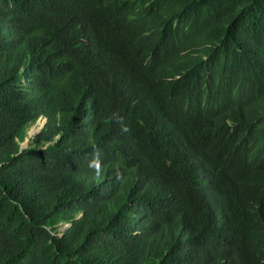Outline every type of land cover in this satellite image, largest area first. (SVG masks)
Listing matches in <instances>:
<instances>
[{"label":"trees","instance_id":"trees-1","mask_svg":"<svg viewBox=\"0 0 264 264\" xmlns=\"http://www.w3.org/2000/svg\"><path fill=\"white\" fill-rule=\"evenodd\" d=\"M0 264H264V0H0Z\"/></svg>","mask_w":264,"mask_h":264},{"label":"rangeland","instance_id":"rangeland-1","mask_svg":"<svg viewBox=\"0 0 264 264\" xmlns=\"http://www.w3.org/2000/svg\"><path fill=\"white\" fill-rule=\"evenodd\" d=\"M34 132H35V131L30 132V135H33Z\"/></svg>","mask_w":264,"mask_h":264}]
</instances>
